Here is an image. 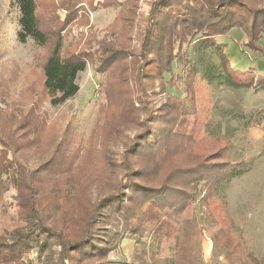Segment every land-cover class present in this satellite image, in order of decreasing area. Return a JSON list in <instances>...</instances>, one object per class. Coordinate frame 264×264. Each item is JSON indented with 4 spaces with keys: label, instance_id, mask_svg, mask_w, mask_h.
I'll list each match as a JSON object with an SVG mask.
<instances>
[{
    "label": "trees",
    "instance_id": "obj_1",
    "mask_svg": "<svg viewBox=\"0 0 264 264\" xmlns=\"http://www.w3.org/2000/svg\"><path fill=\"white\" fill-rule=\"evenodd\" d=\"M137 1L14 0L19 10L18 42L30 39L42 52L34 66L41 84L40 95L28 98L23 109L13 102L0 110V202L13 188L18 216L0 231V264H36L32 252L40 258L52 247L58 248L55 264H116L109 254L122 236L110 230L108 222L117 214L133 235L147 231L157 245L164 239L176 240L175 259L152 264H200L202 225L196 216L181 217L192 212L197 186L206 182L200 204L214 229L211 256L223 257L220 264H260L234 229L224 200L215 199L221 185L250 166L230 159L229 138L204 135L207 100L195 87L187 50L196 44V52L216 51L222 72L206 73L209 84L219 81L233 89L264 91V75L252 68H232L224 53L226 44L216 40L231 30H243L246 41L238 48L264 56L258 46L264 34V0H156L140 40L138 60L134 53L129 57L121 43L133 28ZM99 6H121L114 20L120 26L124 22L121 33L111 41L100 39L94 52L80 48L78 42L64 47L60 33L75 24L87 25L86 13ZM91 60L98 64L96 73L108 74L102 86L105 129L95 125L83 146L73 124L60 137L50 136L56 133L55 124L47 121L39 102L60 106L74 97L79 91L77 76ZM126 61L130 64L124 68ZM174 62L182 64L179 77L174 75ZM178 81L185 94L182 98L166 92ZM155 87L167 96L166 104L153 115L147 110L141 131L128 144L120 141V155L113 153L120 127L134 122L135 104L148 109L147 91ZM8 93L0 82V103ZM105 130L108 134L100 135ZM48 145H52L51 155L30 172L27 159L40 157L50 149ZM92 149L95 154L87 157ZM94 188L99 191L96 195H92Z\"/></svg>",
    "mask_w": 264,
    "mask_h": 264
},
{
    "label": "rangeland",
    "instance_id": "obj_2",
    "mask_svg": "<svg viewBox=\"0 0 264 264\" xmlns=\"http://www.w3.org/2000/svg\"><path fill=\"white\" fill-rule=\"evenodd\" d=\"M155 1L138 0L136 3L135 17L132 21L133 28L126 35V39L121 40L123 47L129 50V57H132V53H134L137 60L142 58L139 57L140 40H142L148 16ZM120 10L121 6L106 8L99 6L93 11H88L86 13L88 16L87 25L75 24L60 33L64 39V47L69 43L78 42L80 48L94 52L99 47L100 39L113 40L118 33H121L124 23H121L122 26L118 22L114 23ZM57 14L63 16V12L58 11ZM18 17L19 10L14 0H0V82H3L4 88L9 92V97L0 103L2 111L6 110L7 105L13 102L16 108L23 109L28 105V98L36 99L40 95L41 78L39 71H36L34 66L42 52L30 39L23 44L18 42L16 37ZM216 40L226 44L224 53L232 68L236 69L233 59L238 60L239 57L242 60L240 67H237L239 71L247 70L253 66L257 75H264V56L254 54L242 47L241 50L238 48L240 53L237 54L238 57H235L233 50L229 49L242 46L245 43L246 33L243 30H231L227 37ZM258 46L264 49V34L258 41ZM196 48V44H191L187 50L188 68L194 69L195 87L202 89L203 96L207 100L208 126L204 135L213 138H229L230 159L234 162L246 161L250 166L247 172L229 183L221 185L215 199L224 200L226 214L232 219L234 229L241 233L247 248L259 259L260 264H264V133L262 131V127H264V91L233 89L219 85V81L209 84L205 80L206 73L217 75L222 72L216 51L201 49L196 52ZM129 62H124L126 64L124 68L130 64ZM147 62L150 61L147 60ZM97 65L94 60L89 61L86 69L77 76L78 93L65 101L64 104L52 106L46 100L39 102L40 110L45 114L47 121L55 124L56 133L53 132L50 136L55 134L60 137L65 127L73 124L77 133L82 136L83 146H85L95 125L104 128L105 115H102L101 106L106 104V99L102 86L108 74L96 73ZM182 71V64L174 62V75L179 77L182 75ZM169 77V75L165 76L167 80ZM166 92L180 98L185 95L180 81L176 82L174 87L167 86ZM167 99V96L158 87L149 88L146 101L148 109L137 107L135 104L134 122L124 124L123 129L120 127L116 139L118 143L113 149V153L120 155L123 151V142L128 144L141 131L140 122L145 118V112L148 110L147 114H155L156 110H160L166 104ZM55 129L53 128L54 131ZM104 133L108 134V131L105 130L100 135ZM48 134L49 131L46 130L45 136ZM122 140L123 142L120 143ZM51 142H46V144ZM0 147L2 148V146ZM50 147L52 145H48L47 148ZM52 151L53 149L50 148L40 157L27 159L26 168L30 172L37 171L38 165L46 160ZM94 154L95 150L92 149L87 153V157ZM207 184V182L198 184L197 203L193 206L192 212L182 215L181 219L190 218L193 215L202 225L203 252L202 256H199L200 264H213L212 260H215L216 264H220L223 262V257L213 258L211 256L213 245L210 239L214 229L208 226L205 207L200 204ZM97 191L94 188L92 195H96ZM15 195V190L10 188L4 193L0 202V231H4L9 223L18 217ZM120 220L122 219L117 214L108 222V228L120 231L122 236L121 241L116 242L109 254L110 261L116 264H141L140 261L143 264H152L153 262L175 259V239H164L157 245V242L145 229L143 235H133ZM177 226L175 225V227ZM57 251L58 248L52 247L46 249L40 258L35 251L31 256L35 259L36 264H55Z\"/></svg>",
    "mask_w": 264,
    "mask_h": 264
},
{
    "label": "crops",
    "instance_id": "obj_3",
    "mask_svg": "<svg viewBox=\"0 0 264 264\" xmlns=\"http://www.w3.org/2000/svg\"><path fill=\"white\" fill-rule=\"evenodd\" d=\"M229 47H230V46H229ZM229 49H230V50H233V54H235V57H238L237 54L239 55V53H240L239 50H238V47H235V48H231V47H230ZM234 49H236V50L234 51ZM233 60H234V63H236V65H235V66H236V69H237V67H240V65L242 64V62H241V61H242L241 58L238 57V60H235V59H233ZM252 65H253V64H252ZM251 68L253 69V66H251Z\"/></svg>",
    "mask_w": 264,
    "mask_h": 264
}]
</instances>
